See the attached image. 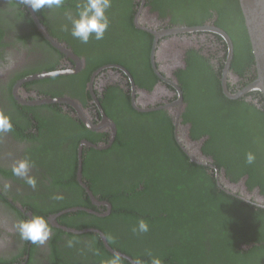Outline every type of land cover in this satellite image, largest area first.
Returning <instances> with one entry per match:
<instances>
[{"label": "flooded vegetation", "instance_id": "obj_1", "mask_svg": "<svg viewBox=\"0 0 264 264\" xmlns=\"http://www.w3.org/2000/svg\"><path fill=\"white\" fill-rule=\"evenodd\" d=\"M236 1L112 0L104 38H90L85 44L70 33L66 13L76 12L68 4L34 12L20 0H0V111L13 123V131L0 137V264H103L94 239L71 237L64 229L110 216L112 204L101 198H120V189H131L120 165L132 159L148 173L185 169L186 160L189 167L205 168L219 191L252 206L254 212L247 214L234 211L259 222L258 234L264 235V157L250 165L223 149L219 140L206 146L208 132L214 134L217 126L204 109L198 110L203 97L200 77L215 78L204 79L215 83L209 89L213 104L230 106L227 115H243L259 124L261 95L243 93L255 80V70ZM197 27L210 30L162 34ZM50 98L68 102L41 103ZM161 111L171 129L156 117ZM104 118L114 124L112 141L110 127L101 126ZM133 131L139 135L140 152L128 151ZM83 143L107 146L94 149ZM25 158L34 164L30 174L37 179L35 189L12 174L13 162ZM219 160L226 165L218 168ZM153 181L158 182L157 177ZM5 182L11 183L7 191ZM89 193L110 205L108 215ZM57 195L63 199H53ZM34 215L44 216L52 229L43 246L21 240L13 227Z\"/></svg>", "mask_w": 264, "mask_h": 264}, {"label": "trees", "instance_id": "obj_2", "mask_svg": "<svg viewBox=\"0 0 264 264\" xmlns=\"http://www.w3.org/2000/svg\"><path fill=\"white\" fill-rule=\"evenodd\" d=\"M232 1L237 3L236 0ZM65 2H70L64 4H68L77 14V6L83 0ZM238 12L240 29L243 36L247 37L246 45L250 52L240 8ZM128 23L126 21L120 25ZM249 57L252 61L251 53ZM207 78L215 79L200 77L203 97L198 110L201 112L204 109V115L217 127L212 130L214 134L208 132L210 138L206 146L213 140H219L222 148L231 151L238 159H246L249 152L256 158L264 157V109L258 115L259 124L244 119L243 115H227L230 106L223 108L222 103L216 106L210 99L213 91L209 92V89L214 88L215 83L208 84L204 80ZM216 111L225 115L220 117ZM156 114L171 129V121L165 112ZM118 134L117 142L120 138L119 125ZM170 136L172 140L171 130ZM129 146L128 151L140 152V138L135 135V131ZM122 163L120 166L126 169L123 174H127L131 189L127 191L119 188L120 198H101L112 204L113 211L109 217L96 218L92 223L83 225L74 223L73 228L82 230L93 227L101 230L114 250L126 254L136 264H152V257H159L163 264H264V235L260 231L258 234L259 222H252L234 211L238 208L247 214L248 211L254 212L252 206L219 191L215 179L205 168L195 164L189 167L186 160L185 169L158 168L156 173H148L141 170L133 159ZM216 165L219 168L226 164L219 160ZM154 177H157L158 182L153 181ZM139 220L147 222L148 232L133 231ZM208 220L213 223L204 224ZM69 236L94 239L93 248L98 256H103V264H107L114 256L103 248L95 234ZM258 243L261 245L258 246ZM242 246H249V249L242 251ZM121 264L130 263L121 258Z\"/></svg>", "mask_w": 264, "mask_h": 264}, {"label": "clouds", "instance_id": "obj_3", "mask_svg": "<svg viewBox=\"0 0 264 264\" xmlns=\"http://www.w3.org/2000/svg\"><path fill=\"white\" fill-rule=\"evenodd\" d=\"M25 7H30L34 12L45 8H61L65 0H20ZM112 0H83V3L78 5L76 16L70 12L66 13V17L71 24L70 33L72 37L88 43L90 38L102 40L104 34L109 27V18L106 11L111 7ZM64 30H68L64 26ZM13 131V123L9 115L0 111V137L5 133ZM256 157L252 152L247 153L246 163L253 164ZM34 164L29 159L16 160L12 164V174L15 177L21 178L25 184L32 189L37 187V179L31 175V169ZM5 191L11 188L10 182H5L3 185ZM53 199L61 200L62 195L54 196ZM13 227L19 233L20 239L30 242L33 245L43 246L51 238L52 229L44 216L34 215L31 218H26L14 223ZM149 230V225L144 220H139L134 232L146 233ZM72 241L67 242L68 246H72ZM151 256V253H149ZM107 264H121V257L114 255ZM152 264H163L159 257H152Z\"/></svg>", "mask_w": 264, "mask_h": 264}, {"label": "water", "instance_id": "obj_4", "mask_svg": "<svg viewBox=\"0 0 264 264\" xmlns=\"http://www.w3.org/2000/svg\"><path fill=\"white\" fill-rule=\"evenodd\" d=\"M238 3H239L240 11L243 16L244 26H245V29L248 35V39H249V43H250V47L252 51V57L254 61V70H255L254 72L255 80L248 86V88L243 93H248V92L259 93L261 95V99L263 102V109H264V0H238ZM29 9L31 11L30 7ZM205 30H210V28L197 27V28H188V29H176L174 31H164L162 34L169 35V34H173L177 32H184V31L188 33H198L200 31H205ZM46 37L49 40V42L55 45V47L58 48L60 51L64 53H68L67 50H65L61 45H58L57 43L52 41L48 36ZM107 68H113V66H109ZM116 68H119V67L116 66ZM235 97H238V96H235ZM63 102H68V101L65 99L50 98V99L42 100L41 103L59 104ZM164 108H167V106H165ZM178 121H179L178 116H176V119H175L176 126L178 124ZM105 125L110 127V129L112 130V136H111V141H112L115 135L114 124L110 120L104 118V122L101 123V126L104 127ZM83 144H85L88 147L94 148V149H103L107 146V145L96 146L90 143H83ZM80 153H81V150H80ZM80 174H81V161L79 163V168H78V175ZM89 195L94 205H97V206L102 205L107 208V211L103 215H108L110 213L111 207L108 203H99L98 201L94 199L91 193H89ZM262 204H264V202ZM64 230L68 233L75 234V235L89 233V232L97 234L101 238L108 252L112 253L113 255L118 254L121 258L126 259L130 264H135V262L130 257L124 254L115 252L108 244L103 232H101L100 230H97V229H85V230L64 229ZM248 248L249 247L246 246V249Z\"/></svg>", "mask_w": 264, "mask_h": 264}]
</instances>
